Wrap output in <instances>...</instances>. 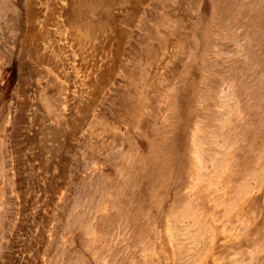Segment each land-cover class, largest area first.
<instances>
[{
  "label": "rangeland",
  "instance_id": "obj_1",
  "mask_svg": "<svg viewBox=\"0 0 264 264\" xmlns=\"http://www.w3.org/2000/svg\"><path fill=\"white\" fill-rule=\"evenodd\" d=\"M0 264H264V0H0Z\"/></svg>",
  "mask_w": 264,
  "mask_h": 264
}]
</instances>
